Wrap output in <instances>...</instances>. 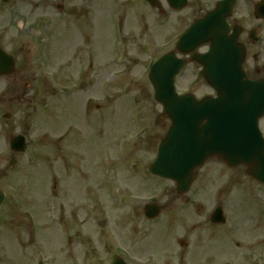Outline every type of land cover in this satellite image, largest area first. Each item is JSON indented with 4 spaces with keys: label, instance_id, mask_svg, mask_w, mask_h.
Listing matches in <instances>:
<instances>
[{
    "label": "rangeland",
    "instance_id": "1",
    "mask_svg": "<svg viewBox=\"0 0 264 264\" xmlns=\"http://www.w3.org/2000/svg\"><path fill=\"white\" fill-rule=\"evenodd\" d=\"M51 1L52 0H22L18 4L22 6L21 11L24 10L27 13L32 12V14H34V6L36 4H48ZM8 13L10 15L11 11H8ZM32 14L26 16L30 18ZM0 17H6L5 13L2 12ZM0 24H3L2 19H0ZM16 32L18 33V30L15 27L7 31L2 28L0 29V36L4 37V44L6 46L10 47L12 45ZM160 53L161 52L153 53L151 55V59L156 58V56H158ZM103 54V69L105 68L103 74L105 76L107 70H115L117 66H107V64L112 65L114 58L113 51L104 50ZM147 58L148 55L144 56V62L141 61L139 65L130 67L131 76H141L137 72L143 71V64ZM113 91H115V94L118 93L117 89H114ZM205 91L206 90L201 85L199 90H197L196 95L200 96ZM137 96L140 99V102L138 101V107L142 113L139 116H142L143 122L141 121L142 119L133 120V113L131 112H123V110L120 109L118 110L119 107L121 109L125 107L124 109L129 111L130 104L126 97H121L117 104L114 103V101L112 104H103L99 99L98 102L101 105L99 109L92 111L91 126H89L88 129L86 126H84L80 135H74L79 138V144L77 147L80 151V155L78 156L76 162L72 164V168L76 170L72 173L70 172L71 175L66 172V176L62 177L64 179L62 184L60 183L56 173H54V175L51 177L53 182H48L46 187L43 184V180L47 178L48 173H43L37 170L32 171L30 179H22V172L17 173L15 183L17 184L20 191H22V193L19 195L18 201L21 209L23 212L28 209H34L36 212L35 215H37V217L41 220L40 208L46 188L48 192L51 190L52 193L56 194V196H61V200L62 193L69 192L70 200H68L66 203V210H68L70 207L80 206L79 208H76L78 216L80 215V209L82 208V205H85L83 203V192L85 191L87 196L96 198L95 201L91 200L90 203L92 205L88 206L87 213L85 214V210L82 213V220L85 221L89 219V221L88 224L80 228L79 234L76 237L78 243L82 244L87 243V240L91 239L90 245L97 248V253H100V251L102 252L101 257L96 264H105L108 258L111 256V253H113V251H109L107 247L105 248L104 245L106 239L103 230L105 226L109 225H111V227L113 226L117 232L122 235L120 238L121 242L123 243L122 245H126L135 256L150 258L151 255L149 254H151V252L153 256H159L160 251H167L172 238L171 246L168 252L165 253L166 263L164 262V264H178L177 257H175L172 252H176L181 249L187 253L186 255L188 257L190 251L193 250L196 253V258L193 259L195 262H198L199 260L201 261L203 259L205 255L203 252H205L207 247H204L200 244L202 239L195 238L198 234L195 231V226L198 228V232H201L199 234L204 237V239H207L211 246H214V251H216L219 255L230 253V247L226 245L227 242L230 241L233 243L234 241H238L243 243L247 241L248 238L254 233V229L250 225V221L255 218V212L252 207L247 204L243 205V209L241 210L243 224L241 228L240 220L242 216L237 210L236 214V211L233 212L235 214V224H239L235 227L233 236L221 234V231L213 232L212 235L210 233L208 234V229L206 228L207 231L205 230V225L201 220L204 217V213L207 214V211L210 208L212 209L213 206H215V204L222 198L224 201L227 197L226 203H229L231 209H234L235 207H233V205L230 203H238L240 193L241 196H245L249 193L248 188L243 183L244 178L241 173V167L236 168V170L229 171L221 167L215 160H211L207 162V164H205L202 169L198 170L202 175L204 174L206 176L204 178L201 176L200 179L193 183L190 191L187 194L181 196L176 194L174 184L170 182L165 183L158 177L148 176V173H146L147 167L155 157L156 147L168 129L169 121L162 112L161 106L154 101L152 95H149L148 97L147 91L144 87L140 89V93L138 92ZM112 98L113 96L110 95L109 99ZM59 103L60 99L55 102V106L59 105ZM79 105V98L70 95L67 100L66 110L64 109V111H58L51 115V117L56 115L57 119L59 120L56 123H50L48 125L49 131H51L52 127L58 128L61 120L63 121L66 117L67 119L70 118L72 121H74L79 109ZM143 123L147 131V140H145L142 133ZM92 129L93 132L87 137L85 131L87 130V132H89ZM128 132H131L133 144L146 147H132L129 142L124 143L123 141L125 140V134ZM49 136L51 139L52 136ZM99 144H103V168H101L99 164ZM60 155L61 152H58V156ZM128 158L131 160L128 161ZM132 164H135V171L138 172L136 174H139L133 179H131L132 177L127 175L128 173L126 172L129 171L128 169L126 170V166ZM53 169H55V172L59 174V166L56 165ZM114 169L118 170L119 173H116ZM27 170L30 171V169ZM110 172L114 174H111V176H114L113 181L116 183V188L118 189V194H115V196H113V190L108 187V183H106L108 182L106 177ZM232 174L236 179L234 182L235 185L232 186L231 192L233 195L235 194L238 196L236 202L231 201V197L233 195L231 197L229 195H224V186L227 185V182L229 181ZM141 175L147 176V182L143 181ZM68 178L69 181L67 183L66 179ZM56 183L58 184L57 188L55 186ZM59 183L61 184L60 188ZM95 183L98 185H95ZM145 186H148L149 190L146 192H141V189ZM96 187L99 188L97 189ZM133 188H137L136 193L138 194L161 199V205L164 206L163 219L165 220V223H167V220H170L171 229L175 235L172 236V232L169 229H166L164 226L163 228L161 226H157V228L154 229V232L151 230V232L147 231L146 234L142 236L131 237L135 244L134 246L130 244L132 240H128V237L130 233H133L132 227L136 228L135 231L138 230V225L127 221L129 207V201H127V198L130 195L131 189ZM111 196H113L116 200H118L120 197L121 200L126 201L124 203L121 202V204H119L117 201L115 205V200L110 198ZM53 199L54 198L51 197L50 199L48 198L45 200L46 203L42 207L43 219L39 221L37 218L39 226L41 224L43 229L53 226L48 219L50 218L49 215H54L48 206L49 203L52 205ZM58 208L59 205H52V210H57ZM11 210L12 209L10 207L7 208L5 215L1 214L0 216V220L4 218L2 221H0V243H13L15 245V252L25 253L30 249L28 243V226L23 220L24 218L22 219V215L20 217L18 213L13 214L10 212ZM94 213L97 215L95 219H93ZM98 216L104 220L102 224L98 223L96 225V222L94 221L98 219ZM71 218H74L73 221H76L75 215L69 213V216L67 215V219H65V225L59 226L57 224L55 226V232L57 236L64 237L66 233L65 231L69 233V227L71 224L70 220H72ZM82 220L80 218L78 221L81 222ZM80 222L77 224H82ZM93 224L94 233L92 232ZM66 225L68 226L67 229H65ZM71 226L74 228L75 225ZM99 229L100 231H103V233L99 232ZM48 234H51V236L58 240L57 236L54 234V231H49ZM40 238L41 241H44L41 232ZM179 239H184L188 244L187 247L180 248L177 244H174V241L176 242V240ZM77 241L72 239L71 258H69L67 254L65 255V253L57 252L58 255L56 256L62 257L56 258V264H69L70 260H76L77 264H80L79 252L81 247L80 245H77ZM220 244L223 246V248L219 247ZM102 249L107 250L108 253L106 254V252H104L105 250ZM3 251L6 253L5 248ZM196 251H199L200 253ZM75 252L77 254H74ZM169 256L170 259L167 258Z\"/></svg>",
    "mask_w": 264,
    "mask_h": 264
},
{
    "label": "water",
    "instance_id": "2",
    "mask_svg": "<svg viewBox=\"0 0 264 264\" xmlns=\"http://www.w3.org/2000/svg\"><path fill=\"white\" fill-rule=\"evenodd\" d=\"M241 59V55L235 61L217 57L214 68L210 69L214 74L217 73L220 92L223 98H226V101L232 99L231 96L234 91L239 92V90L245 88L240 71ZM156 97L160 100L158 91ZM177 100L174 97L163 95V103L165 109L167 110L168 108L169 113L172 115L173 126L166 140L161 145L158 158L151 166L150 171L160 174L163 177L174 179L178 184V191L183 192L188 189L190 167L196 163L197 153L200 150H207L209 153L206 154L208 155H211V153H221L227 158L224 156V158L221 157L224 160L226 159L229 165L234 166L243 161L244 146L239 140L238 142H232L227 140L228 138L223 142H212L211 139L214 136V132L210 131L206 126L200 128L199 124L203 117H197V111L201 110L203 113H207L208 109L193 103L190 106L193 116L189 120H184L182 118L184 114L183 107L187 105H182V99ZM215 106H219V100L216 101ZM224 107L227 108V104ZM194 117L197 119H194ZM222 127L217 121V134L223 131Z\"/></svg>",
    "mask_w": 264,
    "mask_h": 264
},
{
    "label": "flooded vegetation",
    "instance_id": "3",
    "mask_svg": "<svg viewBox=\"0 0 264 264\" xmlns=\"http://www.w3.org/2000/svg\"><path fill=\"white\" fill-rule=\"evenodd\" d=\"M160 1L163 3L165 0H160ZM203 1H204V4L209 7V10H211L221 0H203ZM237 1L239 3L243 2L246 9L248 8V4L251 6L252 9H254L255 4L257 2H259L260 0H236V2ZM246 3H248V4H246ZM236 7H238L237 3H236ZM202 10H203V7H201V6L197 7V9H196V11H194V13H201ZM70 12H71V14H73L75 12V10L72 9ZM192 15H193V13H191L190 16H192ZM228 24L230 27H232L234 24H236V22L232 18H229ZM238 39H240L246 45L247 48H252L253 43L250 42V40H249V31L248 30L241 28ZM256 227H259L262 231L261 234L259 235L260 241L256 243V248L263 249V247H264V216H262V218L259 219V222L256 223ZM243 262L245 264H251L252 262H254V264H264V252H262V251L261 252H259V251L258 252L246 251L245 255L243 257Z\"/></svg>",
    "mask_w": 264,
    "mask_h": 264
}]
</instances>
